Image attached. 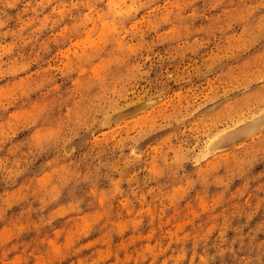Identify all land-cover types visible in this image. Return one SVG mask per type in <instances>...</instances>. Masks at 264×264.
I'll return each mask as SVG.
<instances>
[{
  "label": "rangeland",
  "instance_id": "1",
  "mask_svg": "<svg viewBox=\"0 0 264 264\" xmlns=\"http://www.w3.org/2000/svg\"><path fill=\"white\" fill-rule=\"evenodd\" d=\"M0 264H264V0H0Z\"/></svg>",
  "mask_w": 264,
  "mask_h": 264
}]
</instances>
